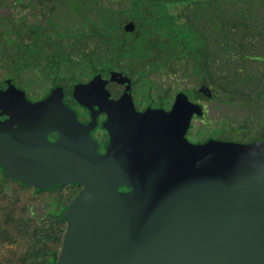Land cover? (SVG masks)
Masks as SVG:
<instances>
[{"label": "water", "instance_id": "95a60500", "mask_svg": "<svg viewBox=\"0 0 264 264\" xmlns=\"http://www.w3.org/2000/svg\"><path fill=\"white\" fill-rule=\"evenodd\" d=\"M108 81L124 87L116 100L98 76L72 89L76 102L107 113L103 156L95 153L89 125L80 126L62 106L60 88L31 104L11 85L0 91V110L5 100L27 110L53 103L67 120L53 144L45 130L22 143L25 135L0 124L5 177L38 189L80 185L60 213L55 264H264V144L186 142L190 117L201 112L182 93L167 114L144 126L128 80L112 73ZM81 132L87 148L76 138Z\"/></svg>", "mask_w": 264, "mask_h": 264}, {"label": "trees", "instance_id": "16d2710c", "mask_svg": "<svg viewBox=\"0 0 264 264\" xmlns=\"http://www.w3.org/2000/svg\"><path fill=\"white\" fill-rule=\"evenodd\" d=\"M12 2L37 16L0 17V85L34 100L98 76L110 95L123 87L108 81L116 73L138 102L199 91L218 110L203 118L200 140L264 144V0ZM14 184L29 196L0 191V264H55L60 213L79 185L40 193Z\"/></svg>", "mask_w": 264, "mask_h": 264}, {"label": "flooded vegetation", "instance_id": "af4514ba", "mask_svg": "<svg viewBox=\"0 0 264 264\" xmlns=\"http://www.w3.org/2000/svg\"><path fill=\"white\" fill-rule=\"evenodd\" d=\"M13 0H0V10H4L3 13L0 12V17L8 16V17H21L22 21L24 23L28 22V16L32 17V19H35L37 16V13H34L33 11L29 10V6L27 4H16L12 2ZM38 7V6H37ZM8 84H1L0 85V91L6 90L8 87ZM57 86L51 87L49 90H52ZM62 90V98H61V104L65 109H68L72 112L74 115L75 121L83 127L88 128V136L90 140L93 143L95 153L98 156H103L106 151V147L109 142V137L107 135V132L105 129L102 128V124L107 120L108 116L105 112H97L96 106H89V104L81 105L78 102L75 101L73 98V92L72 89L70 92L65 93L67 91L66 88L62 86H58ZM17 88V89H16ZM16 90H19L23 93L24 98L26 102L28 103H35L40 100H43L44 97L47 95L37 98V99H29L25 93L19 89L18 87H15ZM167 89V87H166ZM66 90V91H65ZM117 93L113 94L111 93L109 95V98H113L116 100V98L120 97L121 92L123 91V87L117 85ZM200 93V94H199ZM48 94V93H47ZM187 102L190 104L199 106L200 108V116H196L195 114H192L188 123V126L185 130V133L183 135V138L186 140V142L190 144H202L206 140H200V136H198V128L193 123L198 122L200 120H203L206 116V109L204 107V104L207 102L206 98H201V92L199 91H193L190 95L184 94ZM131 96V94H130ZM174 98V97H173ZM132 106L135 112L137 113H144V116L141 119V123L144 126L148 125L150 121L153 119L160 120L161 115L167 114V112L170 110L171 105L173 103V99L171 101H167V92L164 95V98L161 100H157L154 102H138L137 100H134V98L131 96ZM5 106H7V109L0 110V124H6L10 127L11 130L19 132L24 136V139L22 140V143H26L30 140H38L39 133L45 130L44 139L48 144H53L57 141L59 136V130L60 127L64 128L65 123H67V120L62 118L60 114H58V111L56 110L54 104L52 103V106L49 108H43L41 110H27L24 108V106H21V104L13 105L10 100L4 101ZM108 111V110H107ZM21 113L22 116L15 117L8 114L11 113ZM4 113V114H3ZM203 125V124H202ZM71 125L66 126V128H70ZM162 126V125H161ZM163 127L167 129V119H165V124H163ZM76 138H79L78 140H81L83 142L81 145L83 148H87L88 144L86 143L84 137L81 133H75ZM6 182H14L18 183L20 185V182L15 181L13 179L7 178L3 175L2 170L0 168V190H3L4 183ZM79 184H67V185H57L48 187L47 189H38L33 186H25L28 187L31 191L39 190L41 192H50V189H53L54 191L58 188L62 189H69L71 186H78ZM80 189V185H79ZM52 190V191H53ZM79 191V190H78ZM77 191V192H78ZM118 192H127L128 189H125L123 187L117 188Z\"/></svg>", "mask_w": 264, "mask_h": 264}, {"label": "rangeland", "instance_id": "374dc122", "mask_svg": "<svg viewBox=\"0 0 264 264\" xmlns=\"http://www.w3.org/2000/svg\"><path fill=\"white\" fill-rule=\"evenodd\" d=\"M116 1L118 2L120 0H114V2H116ZM0 12L3 13L4 10H0ZM67 12L68 11H66V14H67ZM28 20H29L28 22H31L32 21V17L28 16ZM65 22H68L66 20V17H65ZM50 30H53V26H52V28ZM49 32L51 33V35H54V33L52 31H49ZM153 76H152V78H155L156 80H160L162 82H165V83L162 84L163 85L162 87L166 86V80L165 79H167V77H164L163 75L162 76L159 75L157 77H153ZM204 107L206 109V116L211 117L213 119H217L216 114H217L218 110H217V107H216L215 104H213V103H205ZM204 121L205 120H200L198 122H194L193 124L196 127H201L202 124L204 123ZM0 191L6 193V195H8V196H10V195L11 196L12 195L13 196H18V197H20L21 199H23L25 201L27 200V197L29 196V193L21 191L14 183H11V182L4 183L3 190H0ZM62 192H66V189L62 190ZM38 212H41V211L38 210Z\"/></svg>", "mask_w": 264, "mask_h": 264}]
</instances>
